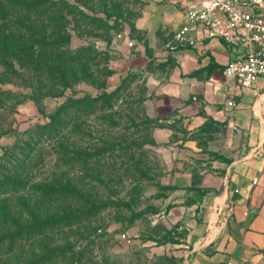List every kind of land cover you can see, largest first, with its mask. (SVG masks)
<instances>
[{"label":"rangeland","instance_id":"obj_1","mask_svg":"<svg viewBox=\"0 0 264 264\" xmlns=\"http://www.w3.org/2000/svg\"><path fill=\"white\" fill-rule=\"evenodd\" d=\"M35 1L0 0V264H185L179 157L215 130L164 126L113 63L155 0Z\"/></svg>","mask_w":264,"mask_h":264},{"label":"crops","instance_id":"obj_2","mask_svg":"<svg viewBox=\"0 0 264 264\" xmlns=\"http://www.w3.org/2000/svg\"><path fill=\"white\" fill-rule=\"evenodd\" d=\"M206 1L150 3L130 32L134 47L117 41L113 63L119 82L130 77L145 89L164 126L215 130L210 156L189 139L194 151L179 157L176 209L182 219H205L195 222L185 264H257L264 256V79L251 88L227 81L224 68L242 50L218 39L175 54L164 48L187 11Z\"/></svg>","mask_w":264,"mask_h":264},{"label":"built area","instance_id":"obj_3","mask_svg":"<svg viewBox=\"0 0 264 264\" xmlns=\"http://www.w3.org/2000/svg\"><path fill=\"white\" fill-rule=\"evenodd\" d=\"M125 38L127 46L134 47L129 36ZM200 39H218L242 50L223 71L237 88H251L264 79V0H208L193 7L164 48L171 54L191 51Z\"/></svg>","mask_w":264,"mask_h":264},{"label":"trees","instance_id":"obj_4","mask_svg":"<svg viewBox=\"0 0 264 264\" xmlns=\"http://www.w3.org/2000/svg\"><path fill=\"white\" fill-rule=\"evenodd\" d=\"M7 1H10L11 4H17L19 3L21 0H7ZM38 0H36L35 2H37ZM0 48H3V47H7L8 45L12 44L13 46H16L18 43H8V42H5V40L3 41H0ZM52 118H54V115H52Z\"/></svg>","mask_w":264,"mask_h":264}]
</instances>
